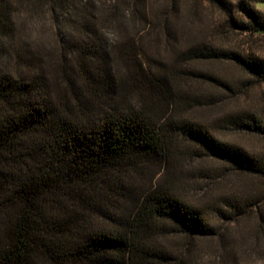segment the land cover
Masks as SVG:
<instances>
[{"label":"trees","instance_id":"1","mask_svg":"<svg viewBox=\"0 0 264 264\" xmlns=\"http://www.w3.org/2000/svg\"><path fill=\"white\" fill-rule=\"evenodd\" d=\"M25 2L29 9L46 6L60 28L64 60L76 56L79 70L62 67L64 88H56L42 52L18 35L11 0H0V264H187L184 254L170 256L157 247L161 236L182 235L189 248L198 238L223 235L179 192L186 178L179 162L196 157L259 183L255 215L264 229V152L229 143L201 123L160 116L150 100L153 84L146 83L163 72L154 67L161 60L149 46L157 53L174 45L184 16L215 21L229 37L260 36L264 8L258 4L264 0ZM106 25L114 29L111 39L103 33ZM223 42L199 40L167 51L173 60H229L264 81L263 57ZM108 49L137 70L132 85L142 97L139 108L114 92L112 69L96 62ZM228 122L236 132L264 138V116L257 112H239ZM191 143L202 151L184 148ZM150 164L158 168L154 181L128 183L130 174ZM252 197L222 194L210 209L235 221ZM94 217L107 225L93 224Z\"/></svg>","mask_w":264,"mask_h":264},{"label":"rangeland","instance_id":"2","mask_svg":"<svg viewBox=\"0 0 264 264\" xmlns=\"http://www.w3.org/2000/svg\"><path fill=\"white\" fill-rule=\"evenodd\" d=\"M25 1L27 0H11L18 35L25 38L29 46L32 45L42 52L44 72L51 82H55L56 88L63 90L60 70L64 67L66 72H78L79 58L72 56L64 60L58 43L60 28L46 6L41 4L29 9ZM258 6L264 8V4ZM214 22L208 25L204 19L189 21L186 15L177 22L174 45L170 44L167 48L165 46L157 53L155 46H149L148 52L154 55L156 60H161V65L155 64L154 67H161L163 71L153 73L152 77L146 80L147 85L153 84L150 99L152 107L161 108L160 116L184 118L201 123L217 137L229 143L240 145L248 151L264 152V138L236 132L228 122L230 116L242 111H254L264 116V81H255L229 60L201 58L187 61L180 57L173 60L176 55L172 56L171 51H167L170 46H177L176 49L182 50L188 44L199 40L219 43L220 46L225 41L227 45L251 51L264 58V35L234 32L230 33L229 37L220 27H215L217 23ZM113 31L109 25L103 29L108 39L112 38ZM107 52V55L101 53L96 62L104 63L107 68L112 69L110 74L114 80V92L117 95L122 93L126 103L139 108L142 97L138 87L132 85L138 82L134 81V78L138 77L137 70L126 66L123 59L112 50L108 49ZM76 74L75 77L80 78L79 74ZM158 80L164 86L166 84V93L161 90V84H157ZM94 100L98 102L99 98L95 97ZM185 144L186 142L181 141L180 145ZM184 148L192 149L196 153L201 150L195 143ZM198 158L190 160L189 163L179 162L181 174L186 178L178 189L189 202L199 206L211 217L209 221L217 232L223 235L198 238L189 248L188 239L182 235L161 236L157 247L170 256L184 254L187 264H264V229L257 222L255 215V202L260 199L261 186L250 176L231 173L219 167L218 162H203ZM157 170V166L151 164L148 168L143 167L137 175L130 174L128 183L144 186L157 178ZM222 194L235 197L253 195L244 205L247 213L235 221L222 220L214 215L210 204L218 201ZM92 222L95 225H107L105 220L97 217H94Z\"/></svg>","mask_w":264,"mask_h":264}]
</instances>
